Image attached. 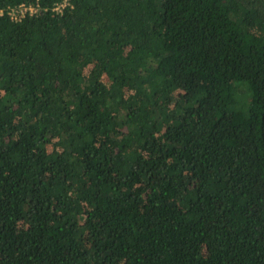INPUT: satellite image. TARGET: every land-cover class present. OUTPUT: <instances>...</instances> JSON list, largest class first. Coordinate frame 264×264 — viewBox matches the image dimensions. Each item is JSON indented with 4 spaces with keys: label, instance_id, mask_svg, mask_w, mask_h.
<instances>
[{
    "label": "trees",
    "instance_id": "trees-1",
    "mask_svg": "<svg viewBox=\"0 0 264 264\" xmlns=\"http://www.w3.org/2000/svg\"><path fill=\"white\" fill-rule=\"evenodd\" d=\"M0 0V264H264V0Z\"/></svg>",
    "mask_w": 264,
    "mask_h": 264
},
{
    "label": "built area",
    "instance_id": "built-area-1",
    "mask_svg": "<svg viewBox=\"0 0 264 264\" xmlns=\"http://www.w3.org/2000/svg\"><path fill=\"white\" fill-rule=\"evenodd\" d=\"M70 5L69 0H65L63 3L56 5L53 10L62 13ZM39 13L38 7L26 4L8 8L7 10H0V15L6 14L13 22H21L27 16H35L39 15Z\"/></svg>",
    "mask_w": 264,
    "mask_h": 264
}]
</instances>
